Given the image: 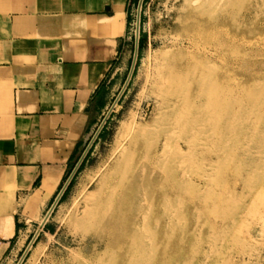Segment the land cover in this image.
Segmentation results:
<instances>
[{
  "label": "rangeland",
  "instance_id": "obj_1",
  "mask_svg": "<svg viewBox=\"0 0 264 264\" xmlns=\"http://www.w3.org/2000/svg\"><path fill=\"white\" fill-rule=\"evenodd\" d=\"M138 1L137 4L131 3L129 6V47L124 59L123 72L119 77L118 90L90 139H87L83 151L95 136L129 73L135 47ZM203 1L198 0L199 3ZM181 3V0L143 1L138 59L128 86L89 147L45 225L40 227V217L38 222L24 229L18 235L17 249L13 254L7 255L0 264H16L33 240L34 243L21 264H30L33 261V254H39L41 259L52 254L56 259L68 263H78L81 260L83 264L98 263L99 257L105 255L106 243L94 238L88 239L85 243L80 242L70 231V221L76 205L81 200L79 197L83 186L97 167L112 154L122 123L130 117H134L137 127L148 126V124L151 125L150 127L153 126L152 130L155 132L148 139L150 145L154 141L166 140L165 135L162 134L164 127L171 131L169 135L171 139L168 141L172 145L179 144L192 148L189 154L191 162L188 161V164L184 166L186 167L185 176L188 179L190 177L205 180L196 175L203 171L200 159L210 150L223 146L214 147L207 142L210 139H220L222 132L228 134L224 139L229 140L224 142V146H236V150L240 152V144H234L232 139H245V135L243 136L240 132L241 129H249V139L259 136L254 129L264 125L263 101L259 102L257 99L259 96L257 85L264 83V7H259L261 0H217L205 10L198 5L194 20L183 26L179 19L184 11L181 9ZM234 3H236L235 6ZM223 20H225L223 32L227 35L226 39L215 32L217 21ZM185 40L192 42V46L187 50H174V47L170 46L175 41ZM166 50H170L169 54H173L174 51H177L179 55L186 54L189 64L195 70L187 71L184 77V79L187 78L185 85L179 87L182 88L181 91L176 92L179 97L188 96V101L181 103L175 109H167L159 113L156 78L157 69L164 58L162 52ZM208 57H212L213 60ZM224 62L226 64H223ZM205 63L214 66L213 76L216 80L225 70L224 65L227 68L225 71L227 83L216 87V90L218 93H228L227 97L232 109L224 114L231 123H234L235 126L232 129L223 131L219 128L217 133L213 132L209 113L202 110V106L207 105L209 101L208 94L201 86L203 76L201 74L202 70H205ZM187 82L190 84L187 85ZM235 159L237 161L231 173L226 170L228 168L226 165L218 166L217 164L209 169L213 179H220V183H213L207 187L201 183L196 187L195 193L206 200H196L192 204L187 201L185 205L188 208L191 206L193 215L186 209L177 219V223L181 228L188 225L198 227L197 233L186 236L181 234L180 230L172 234L173 243L169 244L166 250L170 256L162 264H244V262L264 264V216H258L255 219L256 229L263 237L259 234H252L254 238L238 235L234 236L235 239L224 237L226 231L224 225L229 220L228 213L239 212L230 201L233 198L232 195L239 197L242 190L239 157ZM70 173L66 175L49 204L42 209L41 216L47 212ZM233 183L236 184L235 187ZM171 208L172 206H169L167 210ZM201 209L202 212L199 214ZM210 222L216 223L215 230H209ZM37 232L38 235L34 238Z\"/></svg>",
  "mask_w": 264,
  "mask_h": 264
},
{
  "label": "crops",
  "instance_id": "obj_2",
  "mask_svg": "<svg viewBox=\"0 0 264 264\" xmlns=\"http://www.w3.org/2000/svg\"><path fill=\"white\" fill-rule=\"evenodd\" d=\"M131 3L0 0V263L39 221L116 94ZM45 180L49 193L32 206Z\"/></svg>",
  "mask_w": 264,
  "mask_h": 264
},
{
  "label": "bare ground",
  "instance_id": "obj_3",
  "mask_svg": "<svg viewBox=\"0 0 264 264\" xmlns=\"http://www.w3.org/2000/svg\"><path fill=\"white\" fill-rule=\"evenodd\" d=\"M181 1V9L184 11L179 19L183 26L194 20L198 5L205 10L217 0H204L202 3H199L198 0ZM233 5L235 6L236 3ZM259 7H264V0H261ZM215 26V32L226 39L227 35L223 32L225 20L217 21ZM189 40L175 41L170 46L174 47V50H187L192 46V42ZM162 53L164 58L157 69L156 78L159 113H162L163 110L175 109L181 103L188 101V96L179 97L176 92L181 91L182 88L179 87L185 85L187 78L184 79V77L187 75V71L195 70L189 64L186 54L179 55L177 51L169 54L170 50ZM208 59L213 60L212 57H208ZM204 69V71L201 69V75H203L201 86L208 94L209 101L207 105L202 106V110L209 113L213 132L217 133L219 128H222L223 131L232 129L235 126L234 123H231V120L224 114L232 109L228 101V93H218L216 90V87L227 83L225 72L227 68L224 65L223 69L225 70L218 80L213 76L215 72L213 65L205 63ZM188 84L190 82H187ZM257 86L259 90L257 99L259 102L263 101L262 105H264V83H259ZM116 105L117 103L114 102L113 108H111L114 109ZM150 126L148 124V126L137 127L134 117H130L122 123L112 154L97 167L92 173L93 175L91 174L92 176L81 191L79 197L81 200L74 209L70 221L72 234L82 243L93 238L106 243L105 257H99L97 264L165 263L170 256L166 250L169 244L173 243L172 234L180 230L181 234L186 236L197 233L198 227L188 225L181 228L177 223V219L186 209L193 215L190 210L191 206L189 208L186 206L187 201L192 204L203 198L195 193L196 187L201 183L205 187L213 183H220V179H213L209 169L217 164L218 166L226 165L228 167L226 170L231 173L235 166L234 163L237 161L236 157H239V168L242 170L240 182L242 190L239 197L232 195L233 198L230 201L238 208L239 212L228 213L229 220L226 221V226L224 225L226 227L224 237L225 239H235L234 236L237 235L247 238H254L252 234L262 236L256 229L255 219L258 216H264V125L254 129L259 136L252 139H249L248 128L240 130L242 135H245V139H232L234 144H240V152L236 150V146H224V142L229 139H224L228 134L223 132L220 134V139L207 141L214 147L216 145L223 146L210 150L200 159L203 171L196 175L203 177L204 182L200 179L196 180V178L189 177L188 179L185 176L186 167L184 166L188 164V161L191 162L189 154L192 148L179 144L172 145L168 141L171 139L169 137L171 131L168 128L165 130L164 127L162 134L165 135L166 140L163 142L159 140L157 143L153 138L151 140L154 143L151 142L150 145L148 139L155 132L152 130L153 126ZM192 171L195 170L192 169ZM192 171L191 173H193ZM232 185L235 187L236 184ZM43 190H50L48 180H45L42 187L30 198L29 203L32 206L38 201ZM202 200H206V198ZM169 206L172 208L167 210ZM50 208L51 206L41 216L40 227H43L41 225L46 223L52 214L53 211L49 214ZM201 212L202 209L199 210V214ZM214 222H210L209 230H215L216 223ZM37 235L38 232L34 238ZM33 243L34 240L28 244L24 255L16 264L22 263ZM33 255V261L31 260L30 264H83L82 260L78 263L63 262L52 254L46 255L43 259L39 254ZM248 263L244 262V264Z\"/></svg>",
  "mask_w": 264,
  "mask_h": 264
},
{
  "label": "water",
  "instance_id": "obj_4",
  "mask_svg": "<svg viewBox=\"0 0 264 264\" xmlns=\"http://www.w3.org/2000/svg\"><path fill=\"white\" fill-rule=\"evenodd\" d=\"M144 0H139L138 1V5H137V16H136V32H135V47H134V54H133V59H132V64H131V67H130V70H129V73L127 75V78L124 82V85L122 87V89L120 90V92L118 93L116 99H115V103L118 102V100L120 99L121 95L123 94L124 90L126 89V87L128 86L131 78H132V75H133V72H134V69H135V66H136V63H137V59H138V52H139V38H140V24H141V9H142V3H143ZM113 108V107H112ZM112 108L108 111V113L104 116L101 124H100V127L98 128L95 136L93 137V139L91 140V142L89 143V145L86 147L85 151L83 152V154L81 155L80 159L78 160L76 166L74 167V169L72 170V172L70 173V175L68 176L67 178V181L66 183L63 185V187L61 188L58 196L56 197V199L54 200V202L52 203L51 205V208H50V211H49V214L54 210L56 204L58 203V201L60 200L61 196L63 195L64 191L67 189L68 187V184L70 183V181L72 180L74 174L76 173L79 165L81 164V162L83 161L86 153L88 152V149L89 147L91 146L92 142L94 141V139L96 138L97 134L100 132L101 128L103 127L104 123L106 122L107 118L109 117V115L111 114L112 112ZM45 223H43L41 226H44Z\"/></svg>",
  "mask_w": 264,
  "mask_h": 264
}]
</instances>
